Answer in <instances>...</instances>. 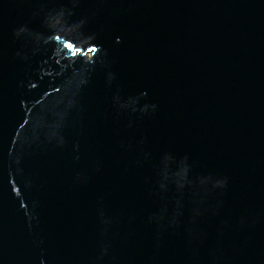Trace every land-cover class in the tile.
I'll return each mask as SVG.
<instances>
[{
  "label": "water",
  "instance_id": "obj_1",
  "mask_svg": "<svg viewBox=\"0 0 264 264\" xmlns=\"http://www.w3.org/2000/svg\"><path fill=\"white\" fill-rule=\"evenodd\" d=\"M0 264H264V0H0Z\"/></svg>",
  "mask_w": 264,
  "mask_h": 264
}]
</instances>
